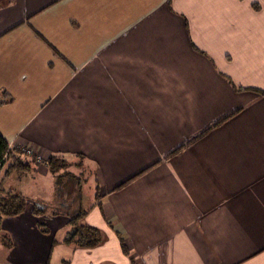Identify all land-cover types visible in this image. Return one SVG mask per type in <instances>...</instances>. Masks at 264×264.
<instances>
[{
  "label": "crops",
  "instance_id": "1",
  "mask_svg": "<svg viewBox=\"0 0 264 264\" xmlns=\"http://www.w3.org/2000/svg\"><path fill=\"white\" fill-rule=\"evenodd\" d=\"M256 89L264 0H0V133L83 163V223L103 236L77 248L56 239L61 211L47 231L0 216V264H50L56 246L70 264H264ZM53 195L33 201L66 210Z\"/></svg>",
  "mask_w": 264,
  "mask_h": 264
},
{
  "label": "trees",
  "instance_id": "2",
  "mask_svg": "<svg viewBox=\"0 0 264 264\" xmlns=\"http://www.w3.org/2000/svg\"><path fill=\"white\" fill-rule=\"evenodd\" d=\"M258 93L264 95V90L256 89ZM9 96L5 91L0 93V102ZM181 148L175 150L176 153ZM173 152V153H174ZM172 154V153H171ZM36 159L34 156H27L22 153L16 147H10L8 141L3 137L0 133V170L4 168L2 172V179L0 180V216L1 217H14L20 214H23L27 210L28 200L26 196H24L21 192H16L13 189H7L4 187L2 180H4L8 175H10L13 171H25L31 168L46 169L47 172L53 174L61 170L62 168L67 166L64 158L60 156H49L46 159H43L39 166H36ZM145 170L139 172L135 176H132L125 182L121 183L114 189H118L121 186L125 185L129 181L133 180L135 177L143 173ZM67 174L68 178L71 176V173L66 172L61 175H55L57 181H55V188L58 195L62 192L63 183L61 182V176H65ZM80 177L77 175L75 180H79ZM76 181V182H77ZM34 204V206H33ZM32 207L28 212L32 215L39 217L41 213H45L48 209H50L51 205L43 204V203H35L33 202ZM86 210H77L74 213H66L68 217V223L71 225L72 232L66 238H64L63 242L72 244L77 248H92L99 245L103 241V236L101 230L97 227L88 226L83 223L84 215L86 214ZM58 214L57 212H54ZM38 227H41V223H37ZM41 231H45L40 228Z\"/></svg>",
  "mask_w": 264,
  "mask_h": 264
},
{
  "label": "rangeland",
  "instance_id": "3",
  "mask_svg": "<svg viewBox=\"0 0 264 264\" xmlns=\"http://www.w3.org/2000/svg\"><path fill=\"white\" fill-rule=\"evenodd\" d=\"M38 158L40 157L38 156ZM64 160L67 163V166L56 172L54 176L49 172L43 174L41 172H38L35 168H31L25 171H13L10 175L5 178V188L10 189L11 187V189H13L14 191L21 192L24 196H26L28 203L27 210L24 213L31 214L28 211L32 207L33 202H35L33 201V199L37 197L49 199L54 196L53 194L56 192L55 181H57L55 175H61L62 173H65V171L71 173V176L69 178L66 174L65 176L62 175L60 179L63 183L60 197L62 198V201L68 204L65 206L66 210H61L60 206L56 209H54L55 206H50L51 208L48 209L45 213H41L39 217L34 216L35 218H37V220H35L36 225L40 222L42 226L39 228H42L45 231H47L49 228L47 225L46 218L48 216H55L54 212L59 213V211H61L65 214L74 213L76 212V210L70 211L75 206L74 204H77V210H79L80 208L87 209L91 206V202H94L95 200L94 183H83L81 191L79 190V192H77V180H75V177L79 175L80 170H83L85 165L83 163H79L78 166L75 165L73 158H65ZM39 162H42L41 158L39 159ZM92 184L93 188L91 187ZM27 222L28 221L26 219L25 221H22V223L25 224ZM71 232V225L67 223L66 231L60 230L59 232H57L56 239L62 240L68 237ZM2 241L3 244L0 245L2 247V249L0 248V258H2V256L5 254V252L3 251L6 250L7 246V240L5 238V235L3 231H0V243H2ZM65 250L66 249H61V247L56 246L53 249L50 264H70V253L69 251L66 252ZM39 254L41 255V253Z\"/></svg>",
  "mask_w": 264,
  "mask_h": 264
},
{
  "label": "built area",
  "instance_id": "4",
  "mask_svg": "<svg viewBox=\"0 0 264 264\" xmlns=\"http://www.w3.org/2000/svg\"><path fill=\"white\" fill-rule=\"evenodd\" d=\"M20 151H21L22 153H24L25 155H27V156H34L35 159H36V161L39 162V159H40V158H38V156L35 155V153L33 152L32 149H30V148H22Z\"/></svg>",
  "mask_w": 264,
  "mask_h": 264
}]
</instances>
